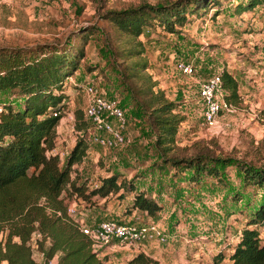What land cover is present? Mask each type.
Segmentation results:
<instances>
[{
  "label": "rangeland",
  "instance_id": "rangeland-1",
  "mask_svg": "<svg viewBox=\"0 0 264 264\" xmlns=\"http://www.w3.org/2000/svg\"><path fill=\"white\" fill-rule=\"evenodd\" d=\"M165 1L172 0H0V47H29L47 41L82 46L78 68L63 88L64 115L54 128V151L62 162L82 133L76 122H86V84L114 97L124 108L131 142L118 148L101 147L90 142L92 129L86 123V150L73 164L71 177L87 181L91 188L100 177L118 172L121 179L132 180L136 188L151 193L161 209L149 216L132 208V193L122 189L85 199L73 194L63 205L80 228L103 219L134 223L151 219L169 236L165 241L141 242L138 247L120 241L93 245L99 255L108 257V264H121L142 249L156 252L161 264H214L213 255L228 240H234L264 197V184L243 183L235 164L220 166L221 181L204 175L198 182L188 181L187 171L162 165L155 131L139 104L152 83L154 90L164 89L167 97L178 103L182 120L169 155L202 151L264 165V1L241 10L237 4L248 0H216L206 14L188 13L182 25H175L176 31L156 24L135 39L102 16L105 9ZM215 10L217 14H213ZM90 24H97V30L77 34L80 27ZM127 47L135 49L126 53ZM140 47L143 50L133 56ZM180 59L192 64L191 75L177 69ZM131 61L140 62L136 68L128 67ZM223 69L237 78L239 98L231 102L232 110L223 112L217 123L209 126L202 117L199 84ZM14 99L10 90L0 91V103ZM76 109L82 112L77 121ZM35 237L32 234L31 242ZM44 250L32 245L37 264H58L57 255L46 263Z\"/></svg>",
  "mask_w": 264,
  "mask_h": 264
},
{
  "label": "trees",
  "instance_id": "trees-1",
  "mask_svg": "<svg viewBox=\"0 0 264 264\" xmlns=\"http://www.w3.org/2000/svg\"><path fill=\"white\" fill-rule=\"evenodd\" d=\"M260 2L248 0L244 5L241 2L237 5L242 10ZM215 3L216 0L141 2L105 9L102 16L121 33L135 39L145 28L156 24L170 32L176 31L175 25H182L188 13L201 16ZM217 10L213 14H217ZM97 28V24L85 25L77 34H88ZM134 49L127 47L125 51L131 53ZM142 50L140 47L133 56ZM82 55V46L74 42L47 41L29 47H0V91L10 90L15 97V101L0 103V264H37L32 245L45 249L46 263L57 255L58 264H108V257L99 255L80 223L67 214L63 205L67 196L74 194L85 199L122 189L132 193V208L146 215L155 216L162 207L151 193L136 188L132 180L121 179L118 172L100 177L91 188L87 181L78 182L71 177L73 164L86 150V122H76V128L83 130L64 162L54 151V128L64 115L66 104L63 88L78 68ZM139 62L131 61L128 67L136 68ZM220 77L225 98L237 102V78L226 69L220 72ZM153 85L145 89L147 97L139 100V104L155 131V145L162 165L169 164L177 172L187 171L188 181L198 182L204 175L221 181L220 166L235 164L243 183L264 184V165L202 151L181 157L169 155L182 117L177 111L178 103L169 99L164 89L154 90ZM75 112L77 121L82 112L79 109ZM249 216L234 240H228L213 255L214 264H264V197ZM32 234H36L33 242ZM121 264L161 263L142 249Z\"/></svg>",
  "mask_w": 264,
  "mask_h": 264
},
{
  "label": "built area",
  "instance_id": "built-area-1",
  "mask_svg": "<svg viewBox=\"0 0 264 264\" xmlns=\"http://www.w3.org/2000/svg\"><path fill=\"white\" fill-rule=\"evenodd\" d=\"M176 67L180 72L188 75L194 70L190 62L181 59L176 62ZM84 92L86 104L83 115L92 129L90 142L105 148H118L129 144L132 137L127 131V117L120 103L114 97L100 92L93 84H86ZM199 94L203 104V121L209 126L215 125L223 112L233 109L232 103L224 96L225 89L218 73L200 82ZM81 229L91 240L92 247L117 241L138 247L141 242L156 239L165 241L169 236L153 220L134 223L103 219L91 227L81 225Z\"/></svg>",
  "mask_w": 264,
  "mask_h": 264
},
{
  "label": "crops",
  "instance_id": "crops-1",
  "mask_svg": "<svg viewBox=\"0 0 264 264\" xmlns=\"http://www.w3.org/2000/svg\"><path fill=\"white\" fill-rule=\"evenodd\" d=\"M62 119V118H61ZM194 242V241H193ZM198 243L200 242V241H197ZM135 252H137V251H135ZM135 252H133V253H135ZM146 252H148V251H146ZM133 253H131L126 259H128ZM150 253V252H149ZM156 252H154V254H152V253H150L151 255H153L154 257H156L158 260H159V258H158V256L155 254ZM160 261V260H159ZM161 263V262H160ZM190 264H194V263H190ZM222 264V263H221Z\"/></svg>",
  "mask_w": 264,
  "mask_h": 264
}]
</instances>
